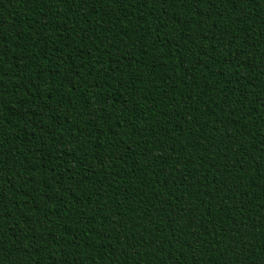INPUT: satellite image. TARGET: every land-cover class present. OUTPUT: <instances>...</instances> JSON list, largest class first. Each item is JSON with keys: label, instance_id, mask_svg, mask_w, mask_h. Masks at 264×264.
<instances>
[{"label": "trees", "instance_id": "16d2710c", "mask_svg": "<svg viewBox=\"0 0 264 264\" xmlns=\"http://www.w3.org/2000/svg\"><path fill=\"white\" fill-rule=\"evenodd\" d=\"M0 264H264V0H0Z\"/></svg>", "mask_w": 264, "mask_h": 264}]
</instances>
